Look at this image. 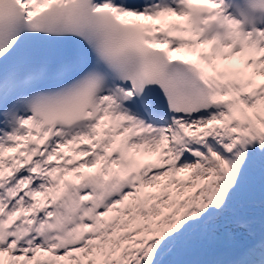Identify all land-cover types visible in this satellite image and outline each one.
Instances as JSON below:
<instances>
[{"label": "snow or ice", "instance_id": "1", "mask_svg": "<svg viewBox=\"0 0 264 264\" xmlns=\"http://www.w3.org/2000/svg\"><path fill=\"white\" fill-rule=\"evenodd\" d=\"M0 264H264V0H0Z\"/></svg>", "mask_w": 264, "mask_h": 264}]
</instances>
